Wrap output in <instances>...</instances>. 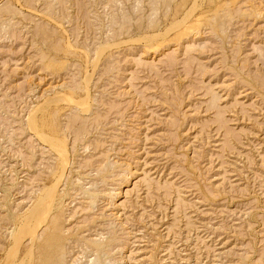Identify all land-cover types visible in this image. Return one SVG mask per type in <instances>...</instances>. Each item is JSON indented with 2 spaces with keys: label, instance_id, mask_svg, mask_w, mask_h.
Instances as JSON below:
<instances>
[{
  "label": "rangeland",
  "instance_id": "rangeland-1",
  "mask_svg": "<svg viewBox=\"0 0 264 264\" xmlns=\"http://www.w3.org/2000/svg\"><path fill=\"white\" fill-rule=\"evenodd\" d=\"M51 234L52 264H264V0H0V264Z\"/></svg>",
  "mask_w": 264,
  "mask_h": 264
},
{
  "label": "bare ground",
  "instance_id": "bare-ground-1",
  "mask_svg": "<svg viewBox=\"0 0 264 264\" xmlns=\"http://www.w3.org/2000/svg\"><path fill=\"white\" fill-rule=\"evenodd\" d=\"M194 8H196V7H194ZM186 14H187V13H186ZM183 19H185V17H184ZM186 20H187V18H186ZM175 24H177V23H175ZM179 25H181V24H179ZM182 25H183V24H182ZM175 26H176V25H175ZM175 26H174V28H175ZM182 27H183V26H182ZM172 28H173V27H172ZM172 28H171V29H172ZM166 35H167V34H166ZM158 36H159V35H158ZM168 36H169V35H168ZM145 41H146V40H145ZM105 51H106V50H105ZM70 100H71V99H70ZM70 102H71V101H70ZM83 109H86V108H83ZM88 110H89V109H88ZM85 112H86V111H85ZM35 114H36V113H35ZM32 116H33V114H32ZM32 119L35 121L34 117H33ZM32 119H30V120L32 121ZM30 120H29V121H30ZM31 121H30V122H31ZM42 122H43V121H42ZM35 123H36V122H35ZM29 124H32V123H29ZM30 126H31V125H30ZM33 126L35 127V125L32 124V127H33ZM32 127H31V128H32ZM34 127H33V128H34ZM31 130H32V129H31ZM37 130H38V129H37ZM43 134H44V133H43ZM35 135H36V134H35ZM39 135H40V134H39ZM42 136H43V135H42ZM37 137H38V136H37ZM44 137H45V136H43V138H44ZM45 138H46V137H45ZM47 138H48V137H47ZM48 139H51V138H48ZM48 139H47V140H48ZM39 140H41V139H39ZM44 140H45V139H44ZM42 141H43V140H42ZM43 142H44V141H43ZM60 142H61V141H60ZM46 143H48V142H46ZM55 143H56V142H55ZM44 144H45V143H44ZM49 144H50V147H51L52 144H51V143H49ZM56 144H57V143H56ZM55 146H56V145H55ZM52 147H53V146H52ZM52 147H51V149H52ZM57 147H58V146H57ZM53 149H54V147H53ZM59 149H60V148H59ZM59 149H58V150H59ZM61 149H62V148H61ZM61 149H60L59 151H60V153H61V155H62ZM55 150H57V148H56ZM62 151H63V150H62ZM57 152H58V151H57ZM63 152H64V151H63ZM64 153H65V152H64ZM58 154H59V152H58ZM59 155H60V154H59ZM64 155H65V154H64ZM66 156H67V155H66ZM67 157H68V156H67ZM68 159H69V158H68ZM68 161H69V160H68ZM65 162H66V161H64V163H65ZM64 163H63V164H64ZM68 164H69V163H67V166H68ZM64 167H66V166H64ZM65 170H66V169H65ZM63 172H64V171H63ZM63 174H64V173H63ZM61 175H62V173H61ZM61 177H62V176H61ZM62 178H63V177H62ZM57 183H59V182H57ZM60 183H61V182H60ZM55 185H56V183H55ZM57 185H58V184H57ZM59 186H60V184H59ZM57 187H58V186H57ZM54 188H55L54 192H55V191H58V190H56V186H55ZM52 189H53V188H52ZM41 190H42V189H41ZM50 190H51V189H50ZM51 191H52V190H51ZM46 192H47V193L43 194L44 197H43L42 199H39V200H42V201H41L42 203L39 201V202L41 203V204H40V203H39V204H40V205H46V206L48 207V206L50 205L49 200L51 199V197L54 198V197H53L54 194L50 193V191L48 192L47 190H46ZM52 192H53V191H52ZM48 193H49V194H48ZM50 196H51V197H50ZM55 196H56V195H55ZM49 197H50V198H49ZM52 203H53V205H56V204H54L53 199H52ZM52 203H51V204H52ZM39 204H38V205H39ZM35 205H36V204H35ZM35 207H37V206H35ZM35 207H34V208H35ZM39 207H40V206H38L37 208L39 209ZM41 207H42V206H41ZM51 207H52V205H51ZM34 208H33V209H34ZM37 208H35V210H36ZM45 208H46V207H44L43 209H45ZM41 209H42V208H41ZM43 209H42V210H43ZM46 209H47V208H46ZM52 209H53V207H52ZM47 210H50V211H47ZM47 210H46V212H45V215L43 214L44 216L41 214V212H38V211H37L38 213L41 214V215H39V218H40V216H43V217H44V220L46 221V217L49 216V214L51 213V209H49V207H48ZM40 211H41V210H40ZM43 211H45V210H43ZM43 211H42V213H43ZM35 212H36V211H35ZM33 213H34V211H33ZM33 213H31V215H29L28 218H29V219L31 218V219H30V220L28 219L29 221L25 222V224H27V223H29V225L32 224V221H31V220L34 219V218H33L34 215H32ZM27 214H28V213H27ZM50 215H51V214H50ZM26 217H27V216H26ZM26 217H25V218H26ZM35 217H36V216H35ZM51 217H52V216H51ZM48 218H49V217H47V219H48ZM36 220H38V219H36ZM39 220H42V217H41ZM44 220H42V221L44 222ZM53 220H54V219L51 220V223H52ZM55 220H56V219H55ZM30 221H31V224H30ZM42 221H40V222H42ZM35 222L37 223V221H35ZM47 222H49V220H48ZM38 224H39V226H40L39 221H38ZM42 224H44V223H42ZM42 224H41V225H42ZM45 224H46V222H45ZM48 224H49V223H48ZM53 224H54V223H53ZM58 224H59V223H58ZM29 225H28V226H29ZM32 225H33V224H32ZM35 226H37V225H34V226H33L34 228H31V226H30V227H27V226H26L27 229H29V228L32 229V230L29 229V230H30V232H29V234H28L29 236H30L31 231H37V230H35V229H38V226H37V228H35ZM43 226H44V225H43ZM50 226H51V225H50ZM26 227H25V228H26ZM53 227H56V226L54 225ZM51 228H52V226H51ZM33 229H34V230H33ZM54 229H55V228H54ZM54 229H53L52 231H54ZM25 230H26V229H25ZM42 231H43V230H42ZM49 231H50V230H49ZM27 232H28V230H27ZM27 232H26V233H27ZM32 233L35 234V232H32ZM33 234L31 235V236H32L31 238L33 239L32 241L34 242V240L37 239V238H35L37 235L35 234V235H36V236H35V235H33ZM37 234H38V232H37ZM29 236H28V237H29ZM29 238H30V237H29ZM31 238H30V240H31ZM40 239H42V238L40 237ZM59 241H60V238H59L56 234H51V235H49V236L46 238V241H45L44 245H43L42 248H41V249H42V252H43V253H42V256H43V258H44V262H43L42 264H52V263H53V261H54V260H53V258H54V254H55L57 251H59V250H58V249H59V244H60ZM33 242H32V243H33ZM42 244H43V243H42ZM61 244H62V243H61ZM99 246H100V245H99ZM104 246H105V245H104ZM41 249H40V250H41ZM60 249H61V248H60ZM29 251H31V250H29ZM33 252H34V251H33ZM29 253H30V252H28V254H29ZM61 259H62V258H61ZM58 261H59V260H58ZM60 262H61V261H60Z\"/></svg>",
  "mask_w": 264,
  "mask_h": 264
}]
</instances>
